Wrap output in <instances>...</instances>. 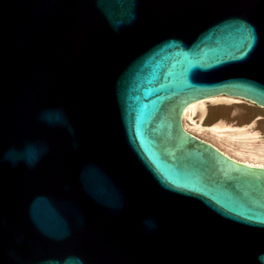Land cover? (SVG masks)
I'll return each mask as SVG.
<instances>
[{"label": "water", "instance_id": "water-1", "mask_svg": "<svg viewBox=\"0 0 264 264\" xmlns=\"http://www.w3.org/2000/svg\"><path fill=\"white\" fill-rule=\"evenodd\" d=\"M211 96L264 109V0H0V264H264Z\"/></svg>", "mask_w": 264, "mask_h": 264}, {"label": "rangeland", "instance_id": "rangeland-1", "mask_svg": "<svg viewBox=\"0 0 264 264\" xmlns=\"http://www.w3.org/2000/svg\"><path fill=\"white\" fill-rule=\"evenodd\" d=\"M184 125L233 159L264 166L263 108L244 99L215 98L185 113ZM243 133L248 139L240 137ZM243 142L251 143L252 148L244 147Z\"/></svg>", "mask_w": 264, "mask_h": 264}, {"label": "bare ground", "instance_id": "bare-ground-1", "mask_svg": "<svg viewBox=\"0 0 264 264\" xmlns=\"http://www.w3.org/2000/svg\"><path fill=\"white\" fill-rule=\"evenodd\" d=\"M223 98V97H228V98H231V99H238V100H241V98H239V97H236V96H211V97H209V98H207V99H203V100H198V101H193V102H191L190 104H188V105H186L185 107H184V109H183V111H182V124H184V115H185V113H188V112H190V111H193L195 108H197L198 106H200V105H202V104H204V102L205 101H208V100H211V99H215V98ZM185 125H183V128L186 130V131H188L185 127H184ZM189 132V131H188ZM191 133V132H190ZM194 135V134H193ZM196 136V135H195ZM241 136H245V133H243V134H241L240 135V137ZM246 137V136H245ZM243 138V137H242ZM247 138V137H246ZM245 138V139H246ZM250 138V137H249ZM248 139V138H247ZM246 139V140H247ZM245 140V141H246ZM249 140H247L246 142H248ZM252 141V140H251ZM250 141V142H251ZM253 142V141H252ZM245 142H243L242 144H244ZM245 146L244 147H250V148H252L251 146H252V144L251 143H245L244 144ZM243 146V145H242ZM260 151V150H259ZM223 152V151H222ZM224 153V152H223ZM226 154V153H225ZM227 155V154H226ZM229 156V155H228ZM230 157V156H229ZM232 158V157H231ZM238 161V160H237ZM243 163V162H242ZM244 164H247V165H249V166H259V167H264V166H260V165H253V164H251V163H248V162H245Z\"/></svg>", "mask_w": 264, "mask_h": 264}]
</instances>
